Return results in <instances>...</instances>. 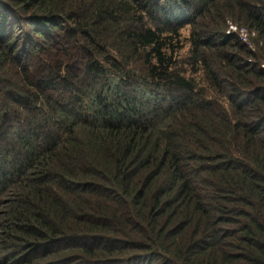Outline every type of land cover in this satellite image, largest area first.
Here are the masks:
<instances>
[{
	"label": "trees",
	"instance_id": "1",
	"mask_svg": "<svg viewBox=\"0 0 264 264\" xmlns=\"http://www.w3.org/2000/svg\"><path fill=\"white\" fill-rule=\"evenodd\" d=\"M0 264H264V0H0Z\"/></svg>",
	"mask_w": 264,
	"mask_h": 264
},
{
	"label": "rangeland",
	"instance_id": "2",
	"mask_svg": "<svg viewBox=\"0 0 264 264\" xmlns=\"http://www.w3.org/2000/svg\"><path fill=\"white\" fill-rule=\"evenodd\" d=\"M238 32H239V34H241L242 36H246V37H247V35H248V34H246L245 29H243V28H242V29H239ZM182 34H183V37L187 36V35H188V28H184V29L182 30ZM249 38H250V36H249ZM186 45H187V44H186ZM254 46L257 47L256 40L254 41ZM187 55H188V47H186V48L181 52V56H187Z\"/></svg>",
	"mask_w": 264,
	"mask_h": 264
},
{
	"label": "built area",
	"instance_id": "3",
	"mask_svg": "<svg viewBox=\"0 0 264 264\" xmlns=\"http://www.w3.org/2000/svg\"><path fill=\"white\" fill-rule=\"evenodd\" d=\"M233 32H237V28L234 25L229 24L228 29H227V33H233ZM238 35H239L240 39L243 40L246 44L250 43L246 36H242L241 34H239V32H238Z\"/></svg>",
	"mask_w": 264,
	"mask_h": 264
}]
</instances>
